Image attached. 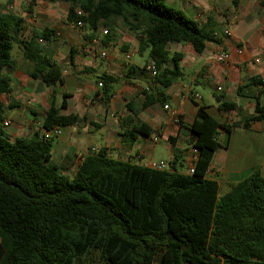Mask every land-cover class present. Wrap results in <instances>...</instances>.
<instances>
[{"label":"trees","instance_id":"trees-1","mask_svg":"<svg viewBox=\"0 0 264 264\" xmlns=\"http://www.w3.org/2000/svg\"><path fill=\"white\" fill-rule=\"evenodd\" d=\"M36 0H32L35 2ZM56 1V0H50ZM68 2V21L84 23L93 39L100 24L123 18L139 32L140 50L149 48L155 63L156 85L172 86L183 75V54H171L169 46L188 45L202 54L212 41V30L168 6L166 0H63ZM2 0H0L1 5ZM238 0H233L236 5ZM86 13L78 15L76 8ZM55 31L45 28L24 37V19L0 11V264H76L92 251L106 264H264V176L255 171L231 184L220 195L209 170L222 146L220 130L231 132L241 123H221L198 104L197 117L187 128L197 149L193 173L181 172L176 156L170 168L156 170L147 165L109 156L106 148L88 154L70 176L52 164V139L39 132L33 138H13L4 126V96L11 93L10 76L16 69L13 50L20 45L30 64L29 75L54 87L62 83V66L45 54L38 38L50 40ZM111 39L106 35L104 41ZM147 75L146 65L132 66L130 73ZM103 96L110 97L115 78L99 76ZM249 84L261 86L254 110L243 127L264 120V82L252 78L239 85V95ZM46 110L43 127L75 125L76 114H64L55 95ZM222 112L241 111L234 101L222 100ZM166 101L164 92H146L144 107ZM124 124L128 126L127 120ZM145 123L126 127L124 138L133 145L140 135L151 136ZM171 139V138H169Z\"/></svg>","mask_w":264,"mask_h":264},{"label":"crops","instance_id":"crops-1","mask_svg":"<svg viewBox=\"0 0 264 264\" xmlns=\"http://www.w3.org/2000/svg\"><path fill=\"white\" fill-rule=\"evenodd\" d=\"M172 1L177 3L179 0ZM180 1L183 7L189 5L193 9L194 20L201 23V26L208 24L212 30L213 40L207 42L202 54H196L190 46L182 43H175V50L170 48L172 44L169 46L171 54L172 51L183 54L179 62L181 71L184 75L186 68L192 69L193 79L183 81L186 77L182 75L172 86L164 88L155 84L150 72L145 76H141L139 72L128 75L132 66L142 68L151 60L144 65L131 61L132 52L138 51L143 55L145 50H140L141 34L131 30L126 22L130 32L125 29L122 39L115 41L112 35L111 39L98 45L92 43L88 32L82 37L79 29L69 22L66 25L67 37L64 38L60 32L52 29L55 34L50 40L38 38L45 54L62 66V83L51 87L39 79L32 78L28 73V60L25 62L29 65L24 67L22 63L25 58L19 63L13 53L16 69L11 72L2 71V74L10 76L12 88L8 95L9 100L3 98L8 109L5 113L6 119L11 120L10 126L6 127L8 133L13 138H33L37 132L45 135L47 131L43 123L46 110L52 101L51 95L54 94L58 107L66 100L68 107L62 110L64 114L73 113L79 117L75 125L67 127V133L66 127H60L62 134L57 136V143L52 146V161L70 176L81 164L79 156L90 154L94 146L99 149L106 148L112 158L148 166L150 162L155 161L157 144L163 141L168 150V158L161 157L159 161L170 163L176 153L186 165L183 170L180 167L183 165L179 162L177 165L180 171L187 172L193 159V135L187 126L195 121L198 104H202L207 106V111L221 123H241L238 127L234 126L231 132L220 130L222 146L217 150L209 170V176L218 181L220 189L223 184L230 189L231 184L245 179L257 170L264 176V120L252 122L249 128L243 127L246 117L253 113V96L261 86L249 84L242 95L237 92L239 85L248 84L252 78H259L264 82V1L249 0L252 9L257 11L253 18L252 11L248 13L246 8L243 9L242 0H238L235 5L236 12H242V21L243 18L248 20L253 39L241 34L240 28L237 29V21L235 32V23L232 27L233 36L224 34L231 16L230 10L227 9L229 7H220L222 0ZM220 26L223 27L222 36H219L218 32ZM35 31H39L38 28ZM24 37L30 36L24 33ZM219 45H224L230 52L229 64L216 60L215 53ZM240 46L245 47V53L242 55L237 52ZM183 48L187 52H184ZM102 50L107 51V57L100 56ZM257 58L260 62H256ZM102 74L115 78L110 97L99 96L103 92L99 86V76ZM90 75H95L96 79L92 80ZM200 84L218 92L215 101L195 89V85ZM146 92H153L155 97L164 92L166 101L163 104L156 102L144 107ZM196 94L201 98H195ZM16 96L21 99H16ZM218 97L236 102L241 111H220ZM262 101L264 103V97ZM165 104L179 113L181 123L173 120L164 108ZM124 120H127L128 126L124 124ZM140 123L147 124L153 133L151 136L140 135L133 145H129L131 141L128 137H123V132L126 127L132 128ZM50 135L49 138L53 140L54 133L51 132ZM156 137L159 138L157 142L154 141Z\"/></svg>","mask_w":264,"mask_h":264},{"label":"rangeland","instance_id":"rangeland-1","mask_svg":"<svg viewBox=\"0 0 264 264\" xmlns=\"http://www.w3.org/2000/svg\"><path fill=\"white\" fill-rule=\"evenodd\" d=\"M180 2H181L180 0L177 3H173L172 0H166L165 4L168 6H172L174 8L180 9L186 14L187 17L193 19L195 17L193 9L189 5H186L185 7H183L180 4ZM38 4L43 5L44 8L40 9ZM69 5L70 4L68 2H65L63 0H56V1L36 0L35 2H32V0H2L1 5H0V11L13 12L15 14L20 15L24 19V33L27 36H30V37L34 36V34L48 27V28L56 30V32H60V34L64 36L65 38L68 36V29L66 25L69 23L67 19ZM242 6H243V9L245 8L247 9L248 13L252 11V15H251L252 18L257 14V11L252 9L249 0H242ZM220 7L221 8L229 7L227 9L232 11V13L236 17L237 23H239V27H237V29L240 28L241 34L245 35L246 38L253 39V32L248 25V20L246 18H243V21H242V12L241 14L240 12L239 13L236 12V8L233 3V0H222ZM77 8L81 9V7H77ZM234 27L235 28L233 29L235 32L236 23L234 24ZM37 28L39 31H35V29ZM105 28H109L110 36L113 35L115 41H119L120 39H122V34H124L125 29H128V32H130L123 18H118L115 23L113 24L109 23V25H106L105 23H101L99 32H101ZM78 29L82 37H84V35L88 32L87 28H84V29L78 28ZM222 31H223V27L220 26L218 29L219 36L223 35ZM176 46L177 45L172 44L170 48L172 50H175ZM183 50L184 52H187L185 48H183ZM22 51L23 49L21 48V46L16 45L12 52L14 54V57L17 59L19 63H22L25 58L23 54L24 52ZM172 54H173V51H172ZM132 55L133 56H132L131 61L140 63L141 65H144L147 61L150 60L149 48L145 49L143 55H141L138 51L132 52ZM25 61L26 59L22 63V66L27 67L28 63ZM183 76L186 77L183 81H186V82L190 81L194 77L193 70L186 68L184 70ZM90 77L92 80L96 79L95 75H90ZM151 79H153V77ZM195 89L198 90V92L201 93L202 95H205V97L207 96L208 99L213 100V101L216 100L215 95H217L218 92H214L211 87L200 84V85H195ZM4 99L9 100V97L4 96ZM16 99L20 100L21 97L16 96ZM7 111L8 109L6 108L5 113H7ZM68 128L67 127L65 128L66 133L69 130ZM52 143L53 145L57 143V136H54ZM161 157L168 158V150L165 148L164 141L157 144L154 160L159 161V158ZM51 163L55 164L53 161ZM180 167L184 170L186 168V165L183 164V166H180ZM228 189L229 188L228 187L226 188L225 185L223 184L219 192L220 195H223ZM76 264H106V263L100 258L99 252L94 250L89 255H87V257L81 260H78Z\"/></svg>","mask_w":264,"mask_h":264},{"label":"built area","instance_id":"built-area-1","mask_svg":"<svg viewBox=\"0 0 264 264\" xmlns=\"http://www.w3.org/2000/svg\"><path fill=\"white\" fill-rule=\"evenodd\" d=\"M38 6L40 7V9H43L44 6L41 5V4H38ZM76 13L78 15H85L86 13L83 11V9H79V8H76ZM229 15L231 16V20L228 22V25L227 27L224 29V34L228 37H231L233 36V31H232V27H233V24L235 23L236 21V17L234 14L230 13L229 11ZM77 28H83L84 27V23L82 21H78L77 22V25H76ZM110 34V30L109 28H105L103 29L101 32L98 31V33L94 36V38L92 39V43L95 44V45H98V44H102L103 41H104V38L106 37V35ZM59 35V34H58ZM237 52L242 55L245 53V47L244 46H240L238 47L237 49ZM107 51L106 50H102L100 52V56L105 58L107 57ZM215 58L218 62L222 63V64H229L230 60H231V54L230 52L226 49V47L224 45H219L217 50H216V53H215ZM256 62H260V59L257 58L256 59ZM147 67V70L152 74V75H156V67H155V63L154 62H150L149 64L146 65ZM99 86L101 87L102 86V83L100 82L99 83ZM220 89V88H219ZM100 97H103L102 94H99ZM195 98L199 99L201 98L200 95L196 94ZM164 108L170 113V115L172 116L173 120L177 123H181V118H180V115L179 113L173 109L170 105L168 104H165L164 105ZM11 124V120L9 119H5L4 121V126L5 127H8L10 126ZM47 133L45 135H43V137L45 139H48L51 135L50 133H54L55 136H60L62 134V131L60 129V127H55V129H52V130H46ZM154 141L157 142L159 141V138L156 137L154 138ZM99 151V148L97 146H94L92 147L91 149V153H97ZM192 154H193V159L191 160V163L189 165V168L187 170V173H193L194 172V167H195V162H196V157H197V149L193 147L192 149ZM87 155H80L79 156V161L80 163L83 162V160L85 159ZM149 167L153 168V169H156V170H164V169H169L170 168V164L167 162V161H164V160H161V161H152L148 164Z\"/></svg>","mask_w":264,"mask_h":264}]
</instances>
